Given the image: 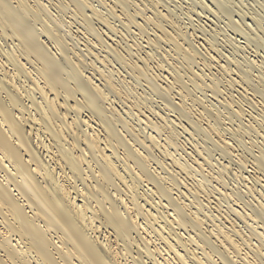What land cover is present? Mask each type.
<instances>
[{
    "label": "bare ground",
    "instance_id": "1",
    "mask_svg": "<svg viewBox=\"0 0 264 264\" xmlns=\"http://www.w3.org/2000/svg\"><path fill=\"white\" fill-rule=\"evenodd\" d=\"M243 2L0 0V264H264Z\"/></svg>",
    "mask_w": 264,
    "mask_h": 264
},
{
    "label": "rangeland",
    "instance_id": "2",
    "mask_svg": "<svg viewBox=\"0 0 264 264\" xmlns=\"http://www.w3.org/2000/svg\"><path fill=\"white\" fill-rule=\"evenodd\" d=\"M191 3V2H190ZM254 3V4H253ZM258 4V5H257ZM264 0H244V2H243V9L245 8L246 10V12L247 13H249L250 15H254L253 17H256L257 19H259L260 21H259V23L261 24V27L262 28H264ZM261 5V6H260ZM253 7V8H252ZM196 10H198V11H200L199 9V7L198 6H196V8H195ZM250 11V12H249ZM244 12V11H243ZM237 14V13H236ZM235 14V19L237 20L239 17L237 16ZM237 16V17H236ZM248 22V24H250L251 25V21L250 20H248L247 21ZM223 25V24H222ZM230 35H232V34H230ZM232 37L233 38H235V39H237L236 41L238 42V44H240L241 46H243V44H241V43H244V42H246L243 38L241 39V36H236V35H232ZM261 48H262V50H261ZM252 49V50H251ZM258 50V51H257ZM227 51H229V49H227ZM247 52H249L248 54V56H255L256 57V60H259V61H264V48L263 47H261V46H258V47H253V46H251V48L250 49H248V51ZM252 54V55H251ZM258 58V59H257ZM207 150V149H206ZM213 155L216 157V158H218V155H217V153H213ZM212 155V156H213ZM217 155V156H216ZM225 205H227V204H225ZM240 223V224H239ZM238 224H239V226L242 228V226H243V230L244 231H248V229L247 228H245L246 226L243 224V222H241V221H239L238 220Z\"/></svg>",
    "mask_w": 264,
    "mask_h": 264
}]
</instances>
